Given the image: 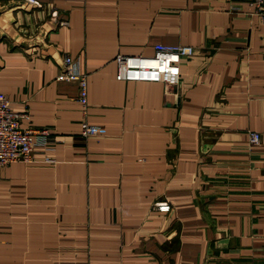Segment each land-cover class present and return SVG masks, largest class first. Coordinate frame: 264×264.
Instances as JSON below:
<instances>
[{
    "label": "crops",
    "instance_id": "crops-1",
    "mask_svg": "<svg viewBox=\"0 0 264 264\" xmlns=\"http://www.w3.org/2000/svg\"><path fill=\"white\" fill-rule=\"evenodd\" d=\"M43 1L0 0V92L23 126L51 131L32 162L0 167V264H264L254 7ZM157 43L196 49L177 83L117 79L118 55H154ZM67 54L88 75L86 115L77 82L57 80ZM84 120L101 132L83 136ZM164 201L170 211L155 209Z\"/></svg>",
    "mask_w": 264,
    "mask_h": 264
},
{
    "label": "built area",
    "instance_id": "built-area-1",
    "mask_svg": "<svg viewBox=\"0 0 264 264\" xmlns=\"http://www.w3.org/2000/svg\"><path fill=\"white\" fill-rule=\"evenodd\" d=\"M254 7L256 13L264 23V0H243ZM28 5L36 8H44L43 0H24ZM50 15L57 17L56 9L50 11ZM61 25L68 24L60 21ZM196 49L191 45H167L157 43L155 54L146 55H118L117 79L126 81H162L166 85L177 83L180 76V65L183 60L195 55ZM58 81H76L78 84V99L83 113L86 115L89 106L88 75L80 68L79 62L70 55L64 56V64L57 76ZM24 114L16 112L11 106V100L6 93L0 92V167L9 163L22 161L30 163L34 160V152L39 139L46 142L51 131L46 127L22 125ZM102 130L100 125L84 120L81 125V134L85 137L96 136ZM251 146L262 143V135L256 130L249 132ZM155 209L161 212L171 210V204L167 201L157 202Z\"/></svg>",
    "mask_w": 264,
    "mask_h": 264
}]
</instances>
